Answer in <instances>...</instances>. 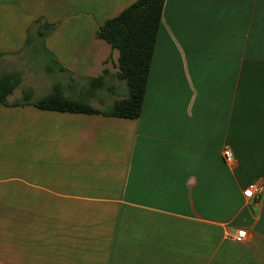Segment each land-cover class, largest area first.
Segmentation results:
<instances>
[{"label": "crops", "instance_id": "obj_1", "mask_svg": "<svg viewBox=\"0 0 264 264\" xmlns=\"http://www.w3.org/2000/svg\"><path fill=\"white\" fill-rule=\"evenodd\" d=\"M136 1L0 0V264H264V0H165L137 119L11 106L125 98L95 33Z\"/></svg>", "mask_w": 264, "mask_h": 264}, {"label": "trees", "instance_id": "obj_2", "mask_svg": "<svg viewBox=\"0 0 264 264\" xmlns=\"http://www.w3.org/2000/svg\"><path fill=\"white\" fill-rule=\"evenodd\" d=\"M164 3L165 0H137L116 17L105 21L95 33L97 39L106 42L112 50L118 52L116 78L126 86L125 98L116 100L111 107L100 111L84 100L64 97L58 86H55L49 95L35 102L31 103L30 94L25 93L23 103L11 106L30 104L45 111L130 120L139 118ZM57 26L58 24H49L38 19L29 28L28 35H35L37 41L43 42ZM28 43L27 41L26 44ZM19 82V77L15 74H6L0 78L1 106H9L7 97ZM104 85L101 77L90 81V87L101 88Z\"/></svg>", "mask_w": 264, "mask_h": 264}, {"label": "built area", "instance_id": "obj_3", "mask_svg": "<svg viewBox=\"0 0 264 264\" xmlns=\"http://www.w3.org/2000/svg\"><path fill=\"white\" fill-rule=\"evenodd\" d=\"M224 159L230 160L232 158V154L229 150L223 152ZM264 188L262 185L250 184L243 191V197L246 200H253L254 198H260L263 194ZM246 239V232L244 230L237 231L233 236L232 240L235 242H243Z\"/></svg>", "mask_w": 264, "mask_h": 264}]
</instances>
